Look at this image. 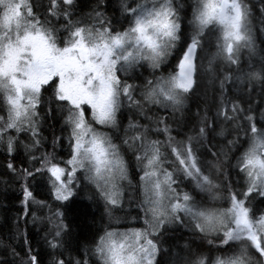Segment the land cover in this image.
Instances as JSON below:
<instances>
[{"label": "snow or ice", "instance_id": "snow-or-ice-1", "mask_svg": "<svg viewBox=\"0 0 264 264\" xmlns=\"http://www.w3.org/2000/svg\"><path fill=\"white\" fill-rule=\"evenodd\" d=\"M0 207V264H264V0H0Z\"/></svg>", "mask_w": 264, "mask_h": 264}, {"label": "trees", "instance_id": "trees-1", "mask_svg": "<svg viewBox=\"0 0 264 264\" xmlns=\"http://www.w3.org/2000/svg\"><path fill=\"white\" fill-rule=\"evenodd\" d=\"M12 201V197H9L8 200H4V204H10ZM13 211V209H9V212H6L4 208L0 207V223L3 222L4 216L7 214H10V212Z\"/></svg>", "mask_w": 264, "mask_h": 264}]
</instances>
